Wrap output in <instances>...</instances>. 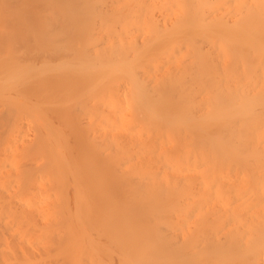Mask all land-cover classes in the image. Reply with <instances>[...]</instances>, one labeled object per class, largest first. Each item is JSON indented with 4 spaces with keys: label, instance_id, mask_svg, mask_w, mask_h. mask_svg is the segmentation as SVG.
Wrapping results in <instances>:
<instances>
[{
    "label": "bare ground",
    "instance_id": "1",
    "mask_svg": "<svg viewBox=\"0 0 264 264\" xmlns=\"http://www.w3.org/2000/svg\"><path fill=\"white\" fill-rule=\"evenodd\" d=\"M114 247L264 264V0H0V264Z\"/></svg>",
    "mask_w": 264,
    "mask_h": 264
},
{
    "label": "rangeland",
    "instance_id": "2",
    "mask_svg": "<svg viewBox=\"0 0 264 264\" xmlns=\"http://www.w3.org/2000/svg\"><path fill=\"white\" fill-rule=\"evenodd\" d=\"M20 4H21V2L19 3V6H20ZM38 11H39V10H38ZM34 12H35V13H33V14H37V11H34ZM112 188H113V187H112ZM116 189H117V188H116ZM116 189L114 188V191H116ZM111 190H112V189H111ZM114 191H112V192H114ZM118 191H119V189H118ZM118 191H116V192L118 193ZM116 192H115V193H116ZM111 195L114 197L115 194L112 193ZM117 195H118V194H117ZM117 199H118V198H117ZM70 206H74L73 203H72V205H71V203H70ZM72 208H73V207H72ZM68 219L70 220V219H73V218H66V220H68ZM69 220H68V222H67V221H66V222L69 223ZM70 221L72 222V220H70ZM66 222H65V223H66ZM93 225H94V223H93ZM90 227H94V226H90ZM94 228H95V227H94ZM92 229H93V228H92ZM90 230H91V229H90ZM95 230H96V229H93V230L90 231L91 233L94 234V235H93L94 237L96 236V231H95ZM94 231H95V233H94ZM96 238H97V236H96ZM101 238H103V236L100 237V238L98 237L97 239H101ZM97 239H96V241H97ZM99 241H102L103 244H104V241H106V243H107L108 245L105 243V244H106L105 246H107V247L109 246V248H110V245H111L110 243H113V242L107 241L106 237H104V240L101 239V240H99ZM97 242H98V241H97ZM100 244H101V243H100ZM109 244H110V245H109ZM113 245H114V244H112L111 247H113ZM115 246H116V245H115ZM102 247H103V246H102ZM107 247H106V249H107ZM103 248H104V247H103ZM103 248H102V249H103ZM109 248H108V249H109ZM115 248L117 249V247H114V250H112L113 248H111V251H112V252L109 250V251H110V252H109L110 255H111V253H113V254H118V252H117L118 250H116ZM104 252L107 253L108 251H105V250H104ZM106 253H103V254L105 255ZM101 254H102V253H101ZM107 254H108V253H107ZM107 254H106L107 257H105L104 255H103V256H100L101 258L104 257V258L102 259L103 261H105V259H107L108 256L110 257V255H109V254L107 255ZM111 257H112V255H111ZM115 257H116V258H115ZM118 257H119V260H120V252H119V256H118ZM118 257L114 255V256L111 258V259H113V258L115 259V260H114L115 262L112 261V262H114V264H116V263L119 264V263H120L119 260H118ZM116 259H117V260H116ZM109 260H110V259H108V261H109ZM105 262H106V261H105ZM106 263H107V262H106Z\"/></svg>",
    "mask_w": 264,
    "mask_h": 264
}]
</instances>
